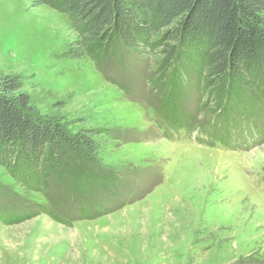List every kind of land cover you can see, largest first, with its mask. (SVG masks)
<instances>
[{
    "label": "rangeland",
    "instance_id": "rangeland-1",
    "mask_svg": "<svg viewBox=\"0 0 264 264\" xmlns=\"http://www.w3.org/2000/svg\"><path fill=\"white\" fill-rule=\"evenodd\" d=\"M77 39L66 13L0 0V82L68 135L99 131L94 161L57 159L84 184L32 191L0 165V264H264V99L245 88L243 110L170 69L153 85L146 48L95 62Z\"/></svg>",
    "mask_w": 264,
    "mask_h": 264
},
{
    "label": "trees",
    "instance_id": "trees-1",
    "mask_svg": "<svg viewBox=\"0 0 264 264\" xmlns=\"http://www.w3.org/2000/svg\"><path fill=\"white\" fill-rule=\"evenodd\" d=\"M37 2L71 17L78 36L77 46L69 49L72 58L88 54L97 62L106 52L122 50L131 59L147 49L157 58L158 78L153 85H162L170 69L169 78L178 72L189 80L193 75L197 86L213 88L219 101L230 102L228 93L236 95L243 110L254 108L245 88L264 99V0ZM20 88L17 78L0 82V165L32 191H44L51 174L77 185L88 182V172L64 174L57 159L71 153L94 161L97 143L92 138L99 131L66 134L55 119L36 117Z\"/></svg>",
    "mask_w": 264,
    "mask_h": 264
}]
</instances>
